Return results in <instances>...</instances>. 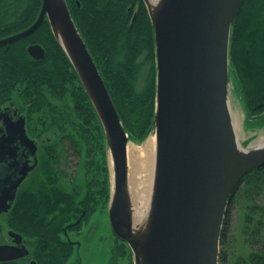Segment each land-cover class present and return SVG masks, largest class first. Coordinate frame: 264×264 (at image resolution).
<instances>
[{"label":"water","instance_id":"1","mask_svg":"<svg viewBox=\"0 0 264 264\" xmlns=\"http://www.w3.org/2000/svg\"><path fill=\"white\" fill-rule=\"evenodd\" d=\"M143 2L156 45L152 132L157 154L141 234L134 231L128 185L131 141L67 0H42L36 22L0 39V45L31 35L48 19L103 125L111 181L110 222L115 234L131 247L135 264H220L231 199L243 178L264 166V142L246 148L241 145L230 105L231 34L243 0H161L154 13L148 0ZM28 53L42 60L46 50L33 44ZM8 131L0 139V163L6 153H13L14 144L25 146L32 156L37 153L24 118L11 122ZM32 167L26 163L20 179L0 196V213L8 210L9 198H14ZM26 253L25 248L0 246V260Z\"/></svg>","mask_w":264,"mask_h":264},{"label":"trees","instance_id":"2","mask_svg":"<svg viewBox=\"0 0 264 264\" xmlns=\"http://www.w3.org/2000/svg\"><path fill=\"white\" fill-rule=\"evenodd\" d=\"M67 2L129 139L141 144L154 125L157 73L154 28L143 0ZM41 8L42 0H0V39L31 27ZM33 44L46 50L42 60L29 55L28 47ZM230 63L249 116L257 115L248 126L263 127L264 116L259 115L264 113V0H243L232 27ZM10 101L29 115L30 131L43 146L40 174L49 177L51 186L24 201L26 213L19 216L17 229L34 236L37 250L47 247L60 256L55 245L74 209L63 207L59 199L66 202L75 197L63 190L65 178L71 176L67 172L70 150L79 157V174L90 183L92 200H98L101 209L109 204L110 174L101 120L47 18L31 35L0 45V105ZM243 182L247 195L261 194L264 166L246 175ZM226 224L220 264H264V204L249 201L246 205L242 235L249 254L236 253ZM115 239L111 264H133L129 245Z\"/></svg>","mask_w":264,"mask_h":264},{"label":"flooded vegetation","instance_id":"3","mask_svg":"<svg viewBox=\"0 0 264 264\" xmlns=\"http://www.w3.org/2000/svg\"><path fill=\"white\" fill-rule=\"evenodd\" d=\"M23 110L13 101L0 105V139L9 134L8 125L11 122H17L20 118H24L28 137L37 143V153L33 156L25 146L12 145L11 148L15 151L6 153L3 156L4 160L0 163V196L3 195L5 190L12 187V183L20 179V172L26 163H28V167L33 165L30 170H27L25 177L18 184L14 198H9L7 204L10 207L8 210L0 213V246L25 248L27 253L15 259L0 260V264H81L80 259L72 261L73 255L78 248L82 247L85 231L91 230V221L99 216L106 217L109 221L108 238L104 242L110 251L107 264H111L116 235L109 220V204L105 209H101L98 200L95 202L92 200L90 183L82 180L83 176L78 171L76 175H71L65 178L64 181L65 187L63 190L74 195L75 197H72L74 201L66 200L65 202L64 199L59 198L63 207L69 206L71 208L74 206V209H71V221L62 228L58 243L55 245V247L60 248V256H56L47 247L45 250H37L34 236L32 234H24L17 229L16 224L19 223V216L26 213L25 206H23L24 201L35 199L37 195L39 196L51 189L49 177L41 175L39 170L43 146L37 142L34 134L31 133L29 115ZM79 171H81V168H79ZM7 196L11 197V195ZM11 216L14 217L15 224L11 221Z\"/></svg>","mask_w":264,"mask_h":264},{"label":"rangeland","instance_id":"4","mask_svg":"<svg viewBox=\"0 0 264 264\" xmlns=\"http://www.w3.org/2000/svg\"><path fill=\"white\" fill-rule=\"evenodd\" d=\"M17 103H19V101ZM230 103L235 120L238 140L241 145L246 148L254 145L255 143H259V141L264 142V126L252 128L248 126L250 120L255 118L257 115L249 116L248 110L245 108V104L240 94L238 84L232 75L230 82ZM258 109L255 107L254 110ZM259 116H264V113ZM152 136H155V133L151 132L149 137L141 144H136L131 141L129 146L132 144L137 150L141 149ZM69 153L71 154V157L68 158L69 166H67V172L71 173V175H76V172H79V157L76 156L72 150H70ZM246 185L247 184L243 182L239 186L237 196L230 204L228 214L226 216L228 236L231 237L230 241H232L231 246L233 243V249L236 250L238 255H247L250 253L249 246L242 235L246 205L249 201L259 205L264 204V191L261 194L254 192L253 194L247 195L245 193L247 187ZM91 224V230L85 231L83 245L80 249L78 248L76 250L72 261L80 259L81 264H107L110 257V251L104 240L108 238L109 221L106 217L99 216L98 218L93 219ZM229 249V251H231L232 247Z\"/></svg>","mask_w":264,"mask_h":264},{"label":"bare ground","instance_id":"5","mask_svg":"<svg viewBox=\"0 0 264 264\" xmlns=\"http://www.w3.org/2000/svg\"><path fill=\"white\" fill-rule=\"evenodd\" d=\"M160 3L161 0H148L151 12L154 13L158 9ZM260 143H262V141L254 145H261ZM156 154V136H152L141 149L137 150L132 144L128 147V185L133 205L132 220L134 231L138 234H141L144 229L150 207Z\"/></svg>","mask_w":264,"mask_h":264}]
</instances>
